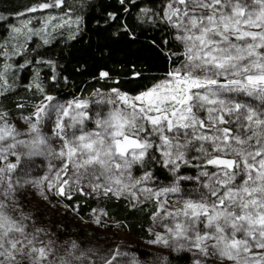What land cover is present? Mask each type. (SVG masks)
<instances>
[{
    "label": "snow or ice",
    "instance_id": "6c2138e0",
    "mask_svg": "<svg viewBox=\"0 0 264 264\" xmlns=\"http://www.w3.org/2000/svg\"><path fill=\"white\" fill-rule=\"evenodd\" d=\"M114 4L50 0L27 10L67 8L68 19L52 27H74L77 40L99 8L88 30L110 63L97 67L92 79L103 83L87 97L44 94L22 128L0 111V264H142L119 246L98 255L76 241L43 239L48 233L23 211L28 188L42 189L44 199L55 189L68 200L73 190L123 197L132 207L154 200L152 220L164 231L149 229V244L191 253V264H264V0ZM24 28L28 40L40 35ZM149 30L167 35L157 40ZM13 51L23 56L27 49ZM0 81L7 90L2 74ZM35 157L47 159L50 174L30 177ZM157 167L170 182L154 190Z\"/></svg>",
    "mask_w": 264,
    "mask_h": 264
},
{
    "label": "trees",
    "instance_id": "16d2710c",
    "mask_svg": "<svg viewBox=\"0 0 264 264\" xmlns=\"http://www.w3.org/2000/svg\"><path fill=\"white\" fill-rule=\"evenodd\" d=\"M46 0H0V46L9 32V24L24 15L27 10ZM92 3H99V0H91ZM112 2L113 7H118ZM144 6L159 9L162 7V0H137ZM69 4H79L80 0H68ZM57 9V8H55ZM59 10L68 11L67 8H58ZM86 17L88 28L85 30L86 35L78 37L77 40H72L71 36L74 32V27L58 28L52 32V39L48 44H44L38 38H33L27 43L23 56H18L17 61L21 59H30L32 62L25 66L20 73L17 72V84L21 82L29 83L36 81L44 92L38 94H30L27 91L17 90V95L4 94L0 96V110L3 108L14 107L23 103V107H17L15 111L21 112L24 115H29L31 112V104L40 99L42 94H52L61 100H71L75 97H87L88 93L93 88L101 87V83H97L92 79L93 73L102 63H110L102 58L99 54V49L96 46L100 38L95 35L93 17ZM135 15V9L133 10ZM129 22L132 18L129 17ZM163 27V25H161ZM139 31V30H138ZM149 37L155 36L159 40L162 36L167 35L166 32L158 30H149ZM143 39V37H141ZM138 45L133 46V50ZM3 46L0 47V53ZM123 53H121V58ZM1 61V57H0ZM44 61H53L56 64L55 69ZM156 67L163 69L165 67L164 58L160 57L156 61ZM57 75V79L51 77ZM67 78L65 82L64 78ZM17 88H25L19 86ZM27 101V102H26ZM155 182L153 183H169L167 172L162 168H154ZM191 172L192 170H187ZM137 175L139 173H136ZM27 199L23 201V211L31 215L32 219L29 223L35 224L39 228H47L50 230L55 240L60 241H76L81 244L82 241L95 235L100 230H110L118 228L126 233L136 242L129 248V253L134 254L142 264H148L147 258H150V251L143 247V243L148 242L152 238L149 229L152 225V214L154 207L148 203H137L136 207H132L128 199L121 197L117 199L113 196L104 197L92 195H81L74 190L72 191V199L68 200L63 196L54 195L55 189L49 193V198L35 201L29 196L30 191L27 189ZM87 191V190H85ZM29 196V197H28ZM96 211H93V210ZM101 211L108 223L101 220L96 223L92 218L94 214ZM106 213V215H105ZM169 257V264H191L193 259L191 253H174L169 250L166 253Z\"/></svg>",
    "mask_w": 264,
    "mask_h": 264
},
{
    "label": "rangeland",
    "instance_id": "374dc122",
    "mask_svg": "<svg viewBox=\"0 0 264 264\" xmlns=\"http://www.w3.org/2000/svg\"><path fill=\"white\" fill-rule=\"evenodd\" d=\"M46 2H50V0H46ZM37 5L38 4L34 6H37ZM65 13L66 11L59 10L58 8L57 9L49 8V9H44V10L37 11V12L27 11L24 15L18 17L15 20V22L9 24V32L6 38L3 40V43H2L3 49L1 52V53H7L8 55H0L1 57L0 74H2L7 79L9 87L7 90L0 87V92H3L4 94H9V95L10 94L17 95V90L27 91V92H30V94H38V92H40L35 87V85L38 84V82H36L35 80L30 81L29 83L21 82L20 84H17V72L20 73V71L25 66L30 64V63H26V61L30 59H21L17 61L18 56L14 55L13 50L17 48L20 44H24L26 47L27 43L30 42L33 38H38L41 41H43V39H48L50 41L52 37L54 38V36H52V32L56 30V29L53 30L52 26L57 23L62 22V20L68 19V16H66ZM50 17H56V19L51 20V22L49 23ZM25 25H28L29 28H32L35 31H40V35L39 36L33 35L31 40H28L27 39V29L24 28ZM46 25H47L46 31H41L45 29ZM15 28L23 29L24 35L17 38V33L13 31ZM21 64H24L25 66L20 67ZM0 84H3V81H0ZM19 86H25V88H17ZM43 95L44 94L41 95L38 101L33 102L31 104L30 112H32L34 106L42 100ZM62 101H68V100H62ZM20 105H23V103ZM16 109H17V105L14 107L3 108L0 111L6 112L8 114L9 121L16 123L19 127L22 128L24 127L23 116H26V115H24L21 112L15 111ZM56 146L58 147L59 145H56ZM9 159L13 160L14 158L10 157ZM33 161H34L35 166L30 169L31 178L39 179L46 174H50L48 170V166H47L48 161L46 158L35 157L33 158ZM161 185H166V183H153L151 181L149 182V186L153 187L154 190L155 188ZM28 190L30 191L29 196L33 197L35 201H37V199L38 201L44 199V197L39 194L42 189L28 188ZM86 190L89 191L88 189ZM49 193H47L48 198H49ZM143 202L150 203L154 207V211H156V205H155L154 200H144ZM169 203L173 206H179V202L171 194L169 196ZM97 217H99L100 221L105 220V222L108 223V220L105 218L104 214L101 211H98L97 213H95L92 219L96 221ZM42 229H44L45 232L48 233L47 236L42 237L43 239L47 240L51 238L55 240L53 238L54 235L50 230H48L47 228H42ZM150 229L157 231V232L164 231V229L155 226L153 223V220H152V225ZM151 239H153V236ZM57 242L64 243V241H60V240H58ZM134 242H136V240L128 236L122 230L118 228H111L110 230L108 229L105 231L100 230L98 233L89 237L87 240L82 241L80 246L82 249H85V250L93 249L98 255H111V249H114L117 246H119L121 251L129 252V248L132 244H134ZM143 247H146L151 252L149 255L150 258L146 259V262L148 264H159V257L165 256L166 253L170 250V249L163 248L162 246H159V245L149 244L148 242L143 243Z\"/></svg>",
    "mask_w": 264,
    "mask_h": 264
}]
</instances>
